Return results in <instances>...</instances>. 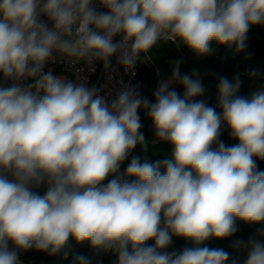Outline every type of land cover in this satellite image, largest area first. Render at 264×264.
Masks as SVG:
<instances>
[{"label": "clouds", "instance_id": "1", "mask_svg": "<svg viewBox=\"0 0 264 264\" xmlns=\"http://www.w3.org/2000/svg\"><path fill=\"white\" fill-rule=\"evenodd\" d=\"M97 2L108 11H97L93 0H0V73L33 81L0 87V264H20L19 253L29 250L67 258L70 237L112 251L117 264H264V228L258 239L233 242L243 261L200 246L233 236L237 220L264 222V171L257 164L264 160V90L241 96L239 76L221 77L212 107L194 99L205 89L181 76L177 61L172 77L183 96L167 81L155 102L127 89L109 104L98 89L44 71L54 52L105 68L119 52L118 63L130 70L160 40L198 55L210 53L212 41L239 52L250 27L264 26V0ZM140 109L171 152L155 162L132 156L121 175L133 149L150 152ZM222 122L237 144L220 140ZM41 184L43 195L33 190ZM173 236L196 246L170 253ZM74 264L89 260L76 256Z\"/></svg>", "mask_w": 264, "mask_h": 264}, {"label": "trees", "instance_id": "2", "mask_svg": "<svg viewBox=\"0 0 264 264\" xmlns=\"http://www.w3.org/2000/svg\"><path fill=\"white\" fill-rule=\"evenodd\" d=\"M245 45L244 50L237 52L235 45L229 48L228 46H222L212 41L210 44V53L198 55L179 41L160 40L157 42V45L146 53L149 61L140 63L133 89L141 97L155 102L154 93L161 82L171 81L169 90L174 89L178 94L183 96V85L174 81L172 77L176 63L179 61V72L181 76L188 75L192 79L200 80L205 89L203 96L195 97L194 99L205 100L209 106L216 107L219 79L226 77L229 81H233L237 76H239L241 81L239 95L250 98L252 92L258 89L262 75H264V26H251L247 33ZM253 71L256 72V76L251 75ZM216 110L217 112H221L218 107ZM138 112L142 125L139 131L143 133L150 147V152H142L139 146L133 149L129 158L120 166L119 172L121 175L125 172L132 156L138 155L142 161L147 158L149 162H155L156 160H162L164 158L163 155L157 154L171 152L170 144L156 139L153 122L146 115V111L140 109ZM154 140L156 141L155 144L152 143ZM220 140L227 146L238 143V140L231 137L230 129L226 122L221 123ZM257 164L258 169L264 171V160H257ZM112 178L113 176H109L103 183L106 185ZM127 179L132 180L134 178L128 177ZM46 189V185H41L39 188L33 190L43 195ZM236 228L237 231L233 236L225 239L210 238L200 246L224 249L230 254V260L231 258L238 257L240 261H243L245 258L244 251L235 250L232 247L233 242L237 240L247 242L249 238L258 239L257 230L264 228V222L261 224H249L237 220ZM153 244L154 240L146 242L148 246ZM195 246L190 240L173 236L172 243L166 251L178 253L184 248ZM65 251L68 253L67 258H65L63 252L56 255H49L47 252L29 250L20 252L19 260L24 264H74V257L85 256L88 258L89 264H117L118 261V255L112 251L104 252L95 250L88 242L77 243L71 237Z\"/></svg>", "mask_w": 264, "mask_h": 264}, {"label": "built area", "instance_id": "3", "mask_svg": "<svg viewBox=\"0 0 264 264\" xmlns=\"http://www.w3.org/2000/svg\"><path fill=\"white\" fill-rule=\"evenodd\" d=\"M93 7L99 12L108 11L97 0H93ZM40 20L49 28L53 27L52 21L46 15L41 14ZM121 38V36L114 37V42H118ZM53 55L55 56V60H50L46 63L44 68L45 72L50 70L54 75H62L67 81L83 83L89 88L94 87L99 90L98 94L104 97L109 104L117 98L122 90L133 89L138 67L142 63V54L135 66L130 70H126L118 63L119 52L110 58V66L108 68H105L102 61H94L89 64L81 60L72 63L71 60L61 56L59 53L54 52ZM32 82V79H24L21 81L6 79L0 73V87L6 88L14 83H18L21 87H26ZM257 90H264V75H262V80ZM20 264L24 263L20 262Z\"/></svg>", "mask_w": 264, "mask_h": 264}, {"label": "rangeland", "instance_id": "4", "mask_svg": "<svg viewBox=\"0 0 264 264\" xmlns=\"http://www.w3.org/2000/svg\"><path fill=\"white\" fill-rule=\"evenodd\" d=\"M146 61H149L148 55L147 54H142L141 62L145 63Z\"/></svg>", "mask_w": 264, "mask_h": 264}, {"label": "crops", "instance_id": "5", "mask_svg": "<svg viewBox=\"0 0 264 264\" xmlns=\"http://www.w3.org/2000/svg\"><path fill=\"white\" fill-rule=\"evenodd\" d=\"M58 76H62V75H58ZM63 77V76H62ZM11 178V177H10ZM41 185H46V184H41ZM47 186V185H46Z\"/></svg>", "mask_w": 264, "mask_h": 264}]
</instances>
